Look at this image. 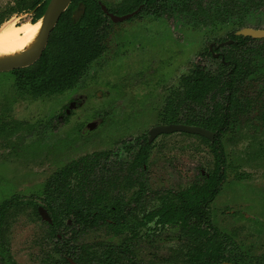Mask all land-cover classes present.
Segmentation results:
<instances>
[{
  "label": "rangeland",
  "instance_id": "1",
  "mask_svg": "<svg viewBox=\"0 0 264 264\" xmlns=\"http://www.w3.org/2000/svg\"><path fill=\"white\" fill-rule=\"evenodd\" d=\"M104 1L113 7L119 4V0ZM32 16V12H23L11 18L31 20ZM249 22L248 26L264 27V12ZM151 25L163 28L157 30L159 35L149 36L151 32L146 29ZM113 26L115 42L111 39L109 52L95 61L84 76L77 91L83 102L69 113L65 110L74 91L35 98L21 94L9 72H0V202L16 196L13 202L17 204L10 202L0 229V243L5 242L2 248H7L20 264H39L45 255L40 240L46 225L35 206L43 205L40 194L49 177L73 159L114 149L118 141L143 135L159 124L158 112L164 106L167 89L190 70L212 41L225 38L237 28L234 24L213 28L187 25V30H174L165 17L156 20L134 17L113 22ZM132 70L162 73L148 77L141 85L128 87L130 91L142 89L146 93H122L127 79L120 76ZM82 86L86 88L81 89ZM154 99L160 103L158 110L154 108ZM102 115L105 117L102 124L92 132L83 133L86 124L96 120L92 118ZM225 144L227 180L213 203L215 222L231 233L242 248L257 256L264 255L263 123L253 120L244 124L238 134L225 138ZM150 160L149 192L142 200L143 207L149 209L157 204L156 192L186 187L200 169L208 170L212 166L213 155L199 137L176 132L155 139ZM138 209L139 206L134 210ZM129 234L126 231L110 235L102 228L90 231L82 240L126 243ZM183 241L179 228L166 226L144 231L128 248L131 245L136 256L145 262L172 264V257Z\"/></svg>",
  "mask_w": 264,
  "mask_h": 264
},
{
  "label": "trees",
  "instance_id": "2",
  "mask_svg": "<svg viewBox=\"0 0 264 264\" xmlns=\"http://www.w3.org/2000/svg\"><path fill=\"white\" fill-rule=\"evenodd\" d=\"M77 1L74 0L60 17L42 56L31 66L12 71L20 90L39 97L70 89L101 54L109 30L97 14L100 7L95 0H83L86 11L75 23L71 19V10ZM46 3L47 0H23L17 6L0 12V23L13 11L24 9H35L37 19L43 15ZM263 3L264 0H187V11L196 17L200 14L203 17V12L217 11L215 15L225 22L238 16V22L242 23L244 9L259 7ZM229 38L234 41L217 48L218 57L206 48L203 55L210 62L194 63L189 72L180 78L178 90V108L182 104L185 106L178 121L201 125L216 132L213 142L203 137L215 155L213 168L207 174L200 172L187 187L168 190L159 196L160 203L145 215L146 220L128 222L126 202L112 196L114 182L110 175H96V163L107 158L108 151L71 160L54 172L41 190L43 204L52 217L51 223L45 221V235L40 240L45 253L42 263L70 264L63 254L65 252L80 264H156L139 259L135 252L116 249H127L130 242L134 243L141 226L149 229L179 227L184 241L181 249L173 255L172 264L264 262V255L257 256L242 248L231 233L214 223L211 215V204L226 178L223 138L229 133L238 134L244 124L253 120H260L264 125V38L238 36L234 32ZM172 116L175 119L177 114ZM150 149L148 142L142 144L135 162L142 165ZM104 170H109L106 163ZM15 198L12 196L0 203V227L7 217L9 203L17 206L13 202ZM68 218L72 219V225L67 223ZM154 218L155 225H149ZM102 228L107 233L129 232L127 242L98 239L77 243L80 233L84 237L90 231ZM78 247L82 248L81 252Z\"/></svg>",
  "mask_w": 264,
  "mask_h": 264
},
{
  "label": "flooded vegetation",
  "instance_id": "3",
  "mask_svg": "<svg viewBox=\"0 0 264 264\" xmlns=\"http://www.w3.org/2000/svg\"><path fill=\"white\" fill-rule=\"evenodd\" d=\"M49 1L50 0H47L46 8H47V5H48ZM73 1L74 0H71V2L69 4V6L67 7V9L70 7V5L73 3ZM95 1H96L97 5L100 7L99 10L97 9V11H98L97 14L100 15L101 19H103L104 26L106 25V28H107V30H109V32L107 33L106 37L104 38V48H103L101 54L89 65V67L87 68L85 73L82 75L80 81L74 87L63 91V92H66L68 90H69V92L74 91V94L70 97L71 99H69L70 106H69V108L68 107L66 108V110H65L66 113H69L71 108L74 109L77 106L82 104L83 96L79 95L77 91L80 90L79 87H80V84H81L84 76L89 71V69L91 68L92 64L95 61L100 59L103 55H105V53L109 52L110 41L112 39L113 31H114L113 30L114 29L113 22H118V21L120 22V21H124V20L130 19V18H134V17L139 18V19H151V20H156V19L165 17L172 23V28L174 30L175 29L176 30H179V29L187 30V28H189V27H187V25L191 26V27H194V28H199V27L213 28L215 26H225V25H229V24L237 25V28L234 29V30H231L230 32H228V34H227V36L225 38L218 39L216 41H212L209 44V46L206 47V48L210 49V51L213 53V55L215 57L219 56V52L217 51V48H220V47H222L224 45H228V44H230V43H232L234 41L233 39L229 38V35H230L231 32H234L238 36H245V35H242V34H237V32L239 30H241L242 28H244V27L264 28V27H260V26H256V25L255 26H250V25L248 26V24H250L249 21L251 20V18L253 19V16L258 15L261 12H264V3L262 5H260L259 7L253 6L250 9H244L242 23H239L238 22V20H239L238 16H235V19H233V20H230V21H227V22L223 21L222 18H220V16H216L215 15V13H218L217 11L203 12V15H204L203 17H202V14H200L197 17L196 16H192L191 13H189L187 11V0H119L118 1L119 4H117L116 7H113V6L109 5L104 0H95ZM21 2H23V0H4V3H1V0H0V12H5L7 9L11 8L12 6H17L18 3H21ZM82 5L84 6L83 7L84 10L79 15V17L76 18L75 15L78 13V11H79V9L81 8ZM38 6H40V4H38ZM86 7L87 6H86V4L84 3L83 0H78L77 1V4L71 10V19H72L73 22L77 23L80 20V18L82 17V15L86 11ZM46 8H45V10H46ZM23 12H32L33 13V16H32V18L30 20L32 22L36 23V21L39 18H41V17H39V18L35 19V13H36L35 9H24L22 11L21 10H16V11H13L12 13H10L6 17V19L0 23V26L5 21L9 20L13 14H15V13H23ZM196 12L200 13L201 10H196ZM62 14H61V16H62ZM244 14H245V16H244ZM113 16H123L124 18L122 20H114ZM247 16L251 17V18H247ZM202 18L204 20L201 21ZM23 20H26V19H23ZM234 20H237V22H233ZM38 21H40V20H38ZM57 23H56V25H57ZM56 25H55V27H56ZM153 25H154V23H153ZM157 26L158 25H156L154 27L152 26V27L146 29L147 31L151 32V33H149V36L159 35L160 34V32L157 31V30H161L163 28H160V27H157ZM54 28L52 29V31L54 30ZM52 31L50 32V35H51ZM50 35H49V39H50ZM245 37H247V36H245ZM250 37H252V36H250ZM253 38H255V37H253ZM49 39H48V41H49ZM112 41L115 42V40H113V39H112ZM117 46L118 45L115 43L114 44L115 51L117 49ZM46 47H47V45H46ZM46 47H45V49H46ZM45 49L43 50L42 54L44 53ZM204 52L205 51L202 52L200 59L199 60L197 59L196 62H201V63H203V62L209 63L210 62L209 61L210 59L207 56L203 55ZM42 54H41V56H42ZM31 65H29V66H31ZM25 67H28V66H25ZM20 68H24V67H20ZM15 69H18V68H15ZM15 69L8 70V71H0V72H9L11 74V78L13 80V84L16 86L15 81H14V77H13V74H12V71L15 70ZM160 72L162 73V71H160ZM160 72H145L143 70H132V71L128 72L127 75H125V74L121 75L120 79H124V78L127 79V81L125 83H123V84H126V86L123 88L122 93H126V92L131 93V94H143V93H146V92H143L142 89H139V90H135L134 89L133 91H130L128 89V87L129 86L141 85L142 81L147 79L148 77H155V76L161 75ZM188 72L182 73L177 78L175 83L170 88L167 89L168 94H167V96H165L164 106L161 109H159V112H158V116L160 117V121L158 122L159 124H157V125L170 124V123L189 124V123H186V122L178 121V118H180L183 115V112L185 111V106L183 104L181 105L180 108H178L180 106L178 104L180 102V97L178 95V90H179V86H180V83H181L180 82V78L183 75L187 74ZM112 73L115 76H117L114 72H112ZM116 82L117 81L115 80L114 83H116ZM117 85H120V84H117ZM86 87H92V86L91 85L90 86L87 85ZM86 87L82 86L81 89L82 88H86ZM16 88L21 94L28 93V94L31 95V93H29L27 91L20 90L17 86H16ZM106 88H109V87H105V89ZM116 88H118V87H112L111 89L115 90ZM134 88H137V87H134ZM99 89H101V88H99ZM99 89H96V92ZM102 89H104V88H102ZM63 92L50 93V94H45V95H53V94H59V93H63ZM147 92H150V91H147ZM99 93H100V96L102 95L103 98H104V95L102 94V92H99ZM107 95L110 96L111 92H107ZM31 96L34 97L33 95H31ZM100 100H101V97H100ZM126 104H128L127 100L125 101V105ZM153 105H155L154 106L155 110H158V108L160 107V103L159 102L158 103L155 102V99H154ZM107 113H108V110H107V112L105 114H107ZM173 113L177 114V116L175 118L176 121H174L175 119L172 118L173 117L172 116ZM60 118H62L61 115L59 116V120H61ZM92 119H96V120H92V121H90L88 123L95 122L94 127L92 129L88 128V123H87L86 124L87 128L82 129L83 133L86 134V133L92 132L93 129L97 125H100V124H102L105 121L104 115L99 116V117L95 116ZM192 125H197V124H192ZM197 126H201V125H197ZM153 127H155V126H153ZM202 127H204V126H202ZM152 128H150L143 135H139L138 137L130 138V139L125 140V141H118L117 142L118 146L116 148L111 149V150H104V151H108V153H109L108 157L100 159V161H98L96 163L98 165L95 168L96 172H97V174H96L97 177H100L102 174H109L111 181L114 182L113 187H112V190H113L112 191V196L114 198L118 197L119 200H123L124 202H126V212H127L126 216H127V221L128 222L129 221L132 222L133 220L134 221H138L139 219L146 220V216L145 215L149 211L154 209L155 206L160 203L159 196L164 195L168 190H172V191L179 190V189L176 190L174 188H164L161 191H158V192H156L154 194L155 195L154 197L157 200V204L155 206L151 207L150 209H149L148 206L147 207H143L142 200L144 199L146 194L149 192V182H148V180H149V172L148 171H149V165H150V162H151L150 157H151V155L153 153L155 139L158 136H160V135H170V134L179 132V133H182V134L193 135V136L199 137L203 141H204L203 137H205L208 140H210L211 142H213L215 140V137H216V132L213 131V130H210V129L209 130L213 132V138H210V137L205 136V135H201L199 133H192V132L180 131L179 130V131H173V132H162V133H159V134L155 135L150 140L151 135H150L149 132H150V130ZM204 128H206V127H204ZM229 134L226 135L223 138L224 142H225V138L226 137L227 138H232V136H235L237 133H233V134L229 133ZM145 142H148L151 145V149H150L149 154H147V156H146V160L144 162H142V165H139L135 161L137 160V156H138L139 152H141V150H142V144H144ZM205 143H207V142H205ZM208 146H209V144H208ZM209 149L211 151L210 146H209ZM96 152H99V151H96ZM225 152H226V144H225ZM93 153H90V154H93ZM211 153L213 155V164H212V166H210V168L208 170L212 169L213 166H214V163H215V155H214V153L212 151H211ZM225 154H226V159H227V152ZM85 155H87V154H85ZM80 157H82V156H80ZM80 157H78V158H80ZM78 158H76V159H78ZM73 160H75V159H73ZM105 163H106V166L109 169L108 171H106V170L103 171V165ZM227 169H228V162H227V167H226V178L222 182L220 192L218 193V195L216 196V198L214 199V201L211 204V215H212V220L214 221V223H216V222H215V217H214V213H213V203L218 198V196L221 194L223 185H224V183L227 180ZM208 170L200 169L198 171V173L196 174V176L192 179V181L197 178V176L199 175L200 172H202L203 174H207ZM191 182L189 184H191ZM40 197H41V194H40ZM137 198H139L138 202H136ZM5 199H9V198H5ZM39 206L45 207L44 204L41 205V204L37 203L36 208H37V212L38 213H39V210H38ZM138 206H139V209L138 210H134ZM9 209H10V203H9ZM47 211H48V209H47ZM8 213H9V210H8ZM39 215H40V213H39ZM49 215H50V213H49ZM40 217H41V219L43 220L44 223H45V221L50 222V223L52 222V220L48 221V220L44 219L41 215H40ZM51 219H52V217H51ZM154 220H155V218L150 222L149 225L154 226L155 225V223H154L155 221ZM67 223L72 225V219L68 218L67 219ZM2 225H1V227H2ZM1 227H0V229L2 230ZM169 227L179 228L178 226H169ZM219 228H221V227L219 226ZM152 230H155V229H149L146 226L139 227L138 234L136 235L135 240L140 238L141 235L144 234V231H152ZM223 231H225V230H223ZM69 232L71 233L72 230L69 231ZM109 234L110 235L111 234L114 235V234H119V233L112 232V233H109ZM43 235H45V232L43 233ZM58 236L60 237L61 234L58 233ZM1 237H2V231H0V238ZM82 239H83V235H82V233H80V239H79V242H77V243H79V244L82 243V241H83ZM1 242L2 243H0V264H20V263L16 262L13 259L11 252L8 251L7 248H2L6 244H5V242L3 240ZM116 249L118 251H125L126 253H134V250H133L134 248L133 247L132 248H127V249H122V248H116ZM78 251L81 252L82 248L78 247ZM63 254L68 259L70 264H72L71 260L77 262V260H75L72 255H67V254H65V252ZM77 263L80 264L79 262H77ZM29 264H31V263H29ZM39 264H45V263L41 262ZM55 264H57V263H55Z\"/></svg>",
  "mask_w": 264,
  "mask_h": 264
},
{
  "label": "water",
  "instance_id": "4",
  "mask_svg": "<svg viewBox=\"0 0 264 264\" xmlns=\"http://www.w3.org/2000/svg\"><path fill=\"white\" fill-rule=\"evenodd\" d=\"M71 0H50L44 14L38 20H42L40 33L35 44L25 50L24 52L12 56L0 57V71H8L15 68L25 67L33 64L42 54L45 49L50 32L55 27L58 22L61 14L67 9ZM82 5L78 13L75 15L76 18L84 10ZM114 20H122L123 16H113ZM37 20V21H38ZM36 21V22H37ZM237 34H242L245 36H252L255 38H264V28H253V27H244L237 32ZM95 125V122L88 123V128L92 129ZM187 131L192 133H199L201 135L208 136L213 138V132L202 126L192 125V124H183V123H170V124H161L153 127L150 130L151 138L162 132H173V131ZM40 215L51 221V216L47 209L43 206L38 207ZM72 264H78L77 262L71 260ZM222 264H234L230 262H223Z\"/></svg>",
  "mask_w": 264,
  "mask_h": 264
},
{
  "label": "bare ground",
  "instance_id": "5",
  "mask_svg": "<svg viewBox=\"0 0 264 264\" xmlns=\"http://www.w3.org/2000/svg\"><path fill=\"white\" fill-rule=\"evenodd\" d=\"M42 20L11 18L0 26V57L20 54L31 48L38 39Z\"/></svg>",
  "mask_w": 264,
  "mask_h": 264
}]
</instances>
